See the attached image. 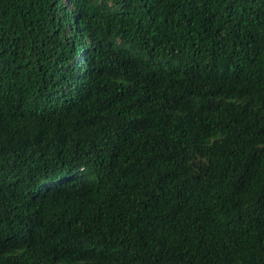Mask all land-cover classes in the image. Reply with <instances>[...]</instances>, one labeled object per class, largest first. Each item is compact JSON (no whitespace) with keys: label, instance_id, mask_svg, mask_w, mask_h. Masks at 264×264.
Here are the masks:
<instances>
[{"label":"trees","instance_id":"obj_1","mask_svg":"<svg viewBox=\"0 0 264 264\" xmlns=\"http://www.w3.org/2000/svg\"><path fill=\"white\" fill-rule=\"evenodd\" d=\"M0 264H264V0H0Z\"/></svg>","mask_w":264,"mask_h":264},{"label":"bare ground","instance_id":"obj_2","mask_svg":"<svg viewBox=\"0 0 264 264\" xmlns=\"http://www.w3.org/2000/svg\"><path fill=\"white\" fill-rule=\"evenodd\" d=\"M44 158V157H43ZM34 239V238H33Z\"/></svg>","mask_w":264,"mask_h":264}]
</instances>
